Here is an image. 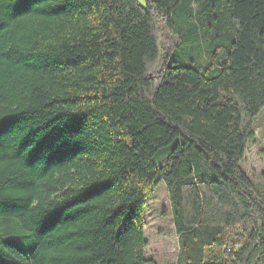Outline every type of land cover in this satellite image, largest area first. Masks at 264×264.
I'll return each instance as SVG.
<instances>
[{
    "label": "trees",
    "instance_id": "trees-1",
    "mask_svg": "<svg viewBox=\"0 0 264 264\" xmlns=\"http://www.w3.org/2000/svg\"><path fill=\"white\" fill-rule=\"evenodd\" d=\"M263 109L264 0H0V264H156L160 184L175 264H264Z\"/></svg>",
    "mask_w": 264,
    "mask_h": 264
},
{
    "label": "rangeland",
    "instance_id": "rangeland-1",
    "mask_svg": "<svg viewBox=\"0 0 264 264\" xmlns=\"http://www.w3.org/2000/svg\"><path fill=\"white\" fill-rule=\"evenodd\" d=\"M137 1L144 5V0ZM157 35L163 53L160 60L154 65L155 68L161 66L164 53L169 55V51L175 42L173 35L165 29L161 21L158 23ZM179 55L180 52L175 51L174 58ZM195 56L193 54V57ZM196 61L197 64H206L209 61V55L201 52L197 59L195 58V64ZM254 130L255 138L247 145L240 167L250 178L256 190L264 195V109L255 119ZM145 221L144 234L147 242L145 257L153 260L156 264H175L178 255L177 236L172 222L167 189L164 184H160L150 197L145 208Z\"/></svg>",
    "mask_w": 264,
    "mask_h": 264
}]
</instances>
